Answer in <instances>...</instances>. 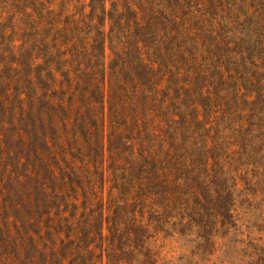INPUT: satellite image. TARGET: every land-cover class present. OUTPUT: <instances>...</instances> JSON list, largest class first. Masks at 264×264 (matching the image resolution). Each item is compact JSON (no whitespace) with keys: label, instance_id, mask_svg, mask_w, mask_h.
Listing matches in <instances>:
<instances>
[{"label":"trees","instance_id":"1","mask_svg":"<svg viewBox=\"0 0 264 264\" xmlns=\"http://www.w3.org/2000/svg\"><path fill=\"white\" fill-rule=\"evenodd\" d=\"M0 264H264V0H0Z\"/></svg>","mask_w":264,"mask_h":264},{"label":"rangeland","instance_id":"2","mask_svg":"<svg viewBox=\"0 0 264 264\" xmlns=\"http://www.w3.org/2000/svg\"><path fill=\"white\" fill-rule=\"evenodd\" d=\"M176 245H172L171 247H173V249H175L174 247H175ZM166 252H168V249L166 250ZM180 254V251L179 250H177V252H174V251H169V255H175V256H178Z\"/></svg>","mask_w":264,"mask_h":264}]
</instances>
